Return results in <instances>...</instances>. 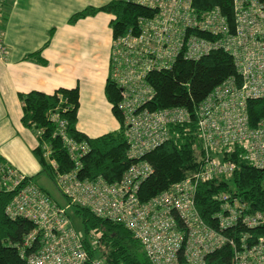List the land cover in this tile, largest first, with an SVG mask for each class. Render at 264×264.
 Segmentation results:
<instances>
[{
	"label": "built area",
	"instance_id": "1",
	"mask_svg": "<svg viewBox=\"0 0 264 264\" xmlns=\"http://www.w3.org/2000/svg\"><path fill=\"white\" fill-rule=\"evenodd\" d=\"M128 1L155 11L138 19L135 33L129 30L112 41L110 77L119 89L118 109L131 164L116 182L80 177V159L89 152L88 144L68 135L67 122L59 117L58 109L49 112L47 117L56 124L75 164L69 171H60L44 146L54 183L67 204L59 206L11 166L0 168V191L12 193L6 215L23 218L33 226L24 237L21 258L26 264H105L102 234L90 231L85 236L71 222V208L78 205L123 225L140 243L150 264H206L207 258L224 246L233 250L231 264H264V236L248 245V233L238 236L237 242L226 233L237 226H264V214L250 212L246 202L229 194L217 197L219 208L213 214V225L207 224L196 208L201 183L233 176L237 165L229 155L236 150L253 168H264V119L251 126L247 112L248 101L264 99V1L232 0L233 28L217 7L196 11L192 0ZM214 51L232 58L238 79L228 78L215 87L193 114L183 107H147L154 98V89L147 82L149 73L170 70L179 57L197 62ZM6 53L0 29V59ZM191 125L194 148L200 155L198 167L142 201L140 186L153 171L143 157L178 139V127L187 132Z\"/></svg>",
	"mask_w": 264,
	"mask_h": 264
},
{
	"label": "trees",
	"instance_id": "2",
	"mask_svg": "<svg viewBox=\"0 0 264 264\" xmlns=\"http://www.w3.org/2000/svg\"><path fill=\"white\" fill-rule=\"evenodd\" d=\"M192 6L196 11L217 7L230 28H233L232 0H192ZM99 12L112 15L110 28L114 40L129 30L135 33L138 19L148 18L155 11L128 0H113L99 8L88 7L74 14L69 22L74 23ZM232 77L238 79L232 58L223 51H214L197 62L185 61L179 57L170 70L153 71L147 76V82L154 89V98L147 107L151 110L183 107L193 114L197 104L215 87ZM104 93L111 105L112 114L119 122V130L96 138L85 135L76 127L79 106L77 88L59 89L51 95L31 91L23 97V125L33 129L35 134L37 131L41 132L40 135L36 134L37 146L33 150L41 172L53 176L48 160L44 157L45 145L50 151L49 159L57 163L60 171H69L75 166L57 134L56 124L47 117L49 112L58 109L59 117L67 122L68 135L77 142H86L89 147V152L80 159L79 176L87 179L101 177L110 183L121 178L131 161L126 155L123 122L118 109L119 89L111 77L106 81ZM61 109L66 111L62 113ZM247 112L251 126L264 119V99L248 101ZM176 131L180 135L178 139L160 145L143 157L153 171L140 186L138 195L142 201L181 181L198 167L200 155L194 148L193 125L187 132L179 127ZM239 153L241 154L236 150L229 155L237 165V170L230 179L201 183L197 189L196 208L201 218L209 225H213V214L219 208L217 197L221 194L237 196L246 202L250 212L264 214V168H253L242 160ZM5 165L0 155V168H4ZM29 178L33 181L32 177ZM11 198L12 193L0 191V264H26L20 256V251L23 248L24 237L33 226L23 218L12 219L6 215L5 208ZM71 209L79 219L85 236L90 231L102 234V242L106 247L105 264H150L140 243L123 225L99 218L78 205ZM226 233L232 235L236 242L238 236L248 233L250 238L247 239V244L251 245L257 238L264 236V226L252 229L237 226L233 231L227 230ZM232 252L231 247L224 246L211 254L206 264H231Z\"/></svg>",
	"mask_w": 264,
	"mask_h": 264
},
{
	"label": "crops",
	"instance_id": "3",
	"mask_svg": "<svg viewBox=\"0 0 264 264\" xmlns=\"http://www.w3.org/2000/svg\"><path fill=\"white\" fill-rule=\"evenodd\" d=\"M111 1L2 2L0 29L7 53L0 59V155L27 177L41 172L33 155L36 134L22 123V99L29 92L51 95L59 89L77 88V129L91 138L102 136L95 135L98 126L87 129L82 125L79 108L91 103L102 108L109 105L111 110L104 88L111 75L112 15L99 12L74 23L69 19Z\"/></svg>",
	"mask_w": 264,
	"mask_h": 264
},
{
	"label": "rangeland",
	"instance_id": "4",
	"mask_svg": "<svg viewBox=\"0 0 264 264\" xmlns=\"http://www.w3.org/2000/svg\"><path fill=\"white\" fill-rule=\"evenodd\" d=\"M87 104L85 100V105ZM79 111L82 113L80 121L82 125H86V128H91L94 126L97 127V133L95 135H103L105 133H115L119 129V125L114 115L110 110L109 105L102 106H93L91 103L89 106H80ZM33 182L46 191L50 197L57 203L59 206L64 207L67 204L66 199L61 195L60 191L57 189L53 176L46 172H40L38 175L34 176ZM70 219L74 227L82 232L83 228L79 219L70 212Z\"/></svg>",
	"mask_w": 264,
	"mask_h": 264
}]
</instances>
